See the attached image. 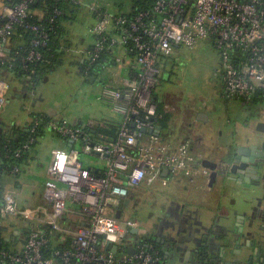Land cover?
<instances>
[{
	"label": "built area",
	"instance_id": "2783aa9c",
	"mask_svg": "<svg viewBox=\"0 0 264 264\" xmlns=\"http://www.w3.org/2000/svg\"><path fill=\"white\" fill-rule=\"evenodd\" d=\"M36 1L0 0V58L15 25L35 35L33 49L22 59L24 69L41 59L35 48L45 47L48 41L42 25L27 22L28 6ZM90 11L95 14L91 29L95 43L88 50L89 63L118 47L133 54L127 65L128 75L119 83L111 80L112 84L103 85L98 97L120 117V122L111 140L103 133L96 138L65 121L47 123L72 147L52 152L45 188L49 208L19 209L10 193L3 195L0 216H19L35 225L18 255L0 250V255L13 264H114V252L107 244L116 250L133 249L121 259L125 264L157 262L153 244L143 239L129 243V230L138 233L140 223L115 215L131 188L153 183L164 170L172 175H190L191 165L200 164L189 154L187 144L170 153L153 134L158 118L153 99L160 75L158 61L170 57L175 46L190 49L208 40L219 57L225 94L246 103L264 104V0H141L125 15ZM115 60L120 62L119 57ZM8 87L0 85V112ZM35 126L36 122L32 132ZM142 129L149 135L143 136ZM33 142L34 138H29L22 148L29 149ZM76 143H80L81 153L96 157L103 167H85L74 148ZM15 155L20 156V151ZM68 201L74 209H68ZM69 212L79 218L77 225L65 223L63 217ZM49 234H57L59 244L70 239V247L53 250L59 260L44 254L51 241Z\"/></svg>",
	"mask_w": 264,
	"mask_h": 264
},
{
	"label": "crops",
	"instance_id": "0c3cea01",
	"mask_svg": "<svg viewBox=\"0 0 264 264\" xmlns=\"http://www.w3.org/2000/svg\"><path fill=\"white\" fill-rule=\"evenodd\" d=\"M71 1L77 8V12L74 15H69L72 19L67 22L65 27L64 40L67 46L63 48L66 52L63 55L62 63L46 74L44 78H41L38 83L32 81L29 76L16 78L14 74L6 71L0 73V85L4 83L9 86L5 91V104L13 106L11 110L7 111L6 109L0 112V143L4 139L6 142L10 139L18 140V131H22V133L27 131L36 119L42 116L49 117L55 123L65 121L72 127L87 128L89 134L95 137L98 133H103L107 137L106 139H112L110 126L117 124L114 126L116 131L120 122L119 116L117 121H113L111 118L103 119L99 115L82 120L80 114H75L69 109L61 110L59 108L61 105L57 104L52 92L47 91L46 84L53 76H56L61 65L67 62V64L74 65L79 80L91 86L97 84L100 88L105 84H112L111 80H114L113 83L121 82V79L126 77L129 72L127 65L131 57L124 48L118 47L112 54H109L111 56L108 57L107 63L95 67L92 71L94 74L88 75L90 66L88 50L95 43V37L91 32L95 14L89 10L90 13H88L93 23L89 24L87 31L83 23L74 27L78 12L85 14L84 17L88 13H85L86 9L82 5V0ZM133 6L134 2L128 12L118 14L130 13ZM98 10L110 13L107 8ZM111 14L115 15V13ZM88 35H91L90 42ZM181 47L183 46H175L174 51ZM116 57L120 58V62L115 60ZM170 57L159 59L160 75ZM106 68H108V78H100L99 72ZM113 73L116 74L115 77ZM164 73H168L166 80L164 81L162 77L160 79L159 75L153 90V99L159 110L157 112V128L153 134L165 144L170 153H174L179 145L187 144L189 154L200 164L191 165L190 175L185 173L172 175L166 171L165 174L161 173L153 183H143L130 189L129 202L138 200L142 196L149 197L154 194V188L162 189L168 185L172 186L173 191L169 197L161 198L162 196H160V200L155 201V210L146 213L143 220L137 219L140 223L139 232L128 238L130 241L152 239L165 255L164 264H205L204 260H197L198 263L192 260L195 254L199 255L202 250L206 252V255L201 257L207 260L213 257L219 258L221 264L234 263L240 259L243 260V264H264V219L252 216L253 212L262 213L264 210V186L260 184L241 186L229 181V141L232 147L243 145L247 149L250 145L238 142L242 135L236 137L233 132L229 133V120L225 118L222 120L217 116L218 111H215L216 108H212L213 106L209 102L188 95L184 96L177 88L172 87L169 80L171 71H164ZM91 77H93L92 80H90ZM99 94L100 89L97 93L98 101ZM224 95L226 94L222 77L220 96L228 99ZM247 114L251 116L250 122H248L251 127L255 128L260 122L264 124V117L256 119V114L254 116L249 112ZM99 129L108 131V133L99 132L101 131ZM45 142L50 144V148L47 155H44V162L42 161L40 165V175L45 182L39 186L29 177H25V175L22 177V173L25 174V171L32 169V162L37 158L38 152ZM258 143L259 140L254 136L251 145L255 144L254 148L258 149L260 148ZM32 144L25 151L21 165L13 167L11 172L6 170L4 159L7 156H3L0 150V208L5 193H10L13 196L15 205L19 209L50 207V200L45 195V188L49 179L52 152L54 149L69 150L72 144L65 142L46 128ZM3 147L5 149V144ZM253 158L254 160L250 161L249 156H243V160L239 162L232 161L236 167L235 173H246L248 167L255 164L258 157L253 156ZM204 162L215 166H206ZM257 165L261 164L257 162ZM219 167L226 173H220ZM34 170L32 173L37 172V169ZM4 173L13 174L5 175ZM254 173H264V165L257 166ZM59 186L62 187L61 184ZM70 203V201L67 202L68 209H74L75 205ZM127 206L124 204L119 208V218L126 219L123 212ZM63 219L68 224L77 223L79 220L71 212L64 215ZM156 219L160 221L158 222ZM29 223L31 221L24 220L19 216H0V239L10 243L13 250L20 251L28 237Z\"/></svg>",
	"mask_w": 264,
	"mask_h": 264
},
{
	"label": "rangeland",
	"instance_id": "374dc122",
	"mask_svg": "<svg viewBox=\"0 0 264 264\" xmlns=\"http://www.w3.org/2000/svg\"><path fill=\"white\" fill-rule=\"evenodd\" d=\"M82 1V5L85 7L84 9H86L85 13H88L91 8H107L110 13H115V15L128 12L131 9L132 2H134L133 0ZM89 13L84 17L85 14H79L78 12V16L75 19L76 26L74 27H78L80 23H83L87 31L89 24H91V22L93 23ZM90 41L91 37L89 38V42ZM67 63L62 64L57 70L56 76H53L49 83L46 84L48 87L47 91L49 90L52 92L57 104L61 105L59 108L61 110L69 109L75 114L82 115V120H87L88 118L99 115L103 119L108 120L111 118L113 121H117L119 117L114 114L109 107L97 100V93L99 89L101 91V88L97 84L91 86L79 80L76 76L74 65ZM67 71H69V73H67ZM101 71L102 72H99L101 75L100 78H108V68L102 69ZM164 71H171L169 80L170 83H172V87L177 88L184 96L188 95L198 99H204L213 106L212 108H216L215 111H218L216 115L222 120H224V118L229 120V133L230 131L233 132L236 137L242 134L245 135L247 132L249 136L253 134L251 131H247L245 127V123L250 122L249 118L251 116L247 114L248 112H254L256 114V119L264 117V104L257 102L244 104L235 97L224 95L228 98L224 99L220 96L222 73L219 65V57L208 40L190 49L181 47L179 50L173 51L171 57L167 59ZM164 71L161 72L160 79L162 77L165 81L168 73H164ZM5 106L2 111L6 109L8 111L13 108L11 104L10 106ZM46 129L49 128L46 127ZM49 148L50 144L48 142L42 144L37 158L32 162V169L27 172L25 171V174L22 173V177L24 175L25 177H29L39 186L44 184L45 181L40 175V165L42 161L44 162V155H47ZM74 148L80 152V159L85 167L88 165H90L89 167H95V165L103 167L96 157L81 153L80 143H76ZM37 159L38 161H36ZM34 169H37L36 173H32L35 171ZM230 186L233 185L230 184ZM172 191V186L167 185L162 189L154 188V194L147 198L142 196L138 200H131L123 212L124 218L143 220L146 213L155 210V201H159L160 196H162L161 198L169 197ZM70 204L73 205L72 203ZM262 213H259V218L263 217L261 216Z\"/></svg>",
	"mask_w": 264,
	"mask_h": 264
},
{
	"label": "trees",
	"instance_id": "16d2710c",
	"mask_svg": "<svg viewBox=\"0 0 264 264\" xmlns=\"http://www.w3.org/2000/svg\"><path fill=\"white\" fill-rule=\"evenodd\" d=\"M7 1V0H6ZM10 2H16L17 0H8ZM141 0H134V5H139ZM74 3L71 0H37L28 6V13L30 17L27 19V22L30 24L42 25L44 30L48 33V41L45 47H37L35 50H38L42 57L41 59L35 61L34 63H29L27 69L23 68L22 59L26 56L32 49V40L35 37L34 33L29 31L23 26H14L12 30V35L9 37L6 48L3 50V55L0 58V73L9 72L10 74H14L16 78H21V76H29L32 81H38L41 78H44L46 74L52 71L55 67L59 66L62 63L63 55H65L66 50H63L64 46H67L66 41L64 40L65 36V27L68 21L72 19L71 14H75L77 12V8H75ZM55 11L59 13L56 14ZM72 15V16H73ZM53 18L51 22L50 19ZM130 57H133V54H128ZM111 56L108 53H102L99 58L89 66V72L93 71L95 67L102 65L103 63H107L108 57ZM240 100V99H239ZM244 104L246 101L243 99L240 100ZM251 103H256L255 101H250ZM157 107V112H158ZM50 121L49 117H38L36 119L35 130L32 132L30 126L29 129L22 133L19 132V139H10L9 141H1L0 150L3 156H7L4 161L6 162V170L7 172H11L13 167H19L22 162L23 155L25 151L22 146L28 141L29 138H34V143L37 138L44 132L46 128V124ZM34 124V123H33ZM117 124H113L110 126L112 129L111 136L114 135L115 127ZM132 127V126H131ZM87 132L89 130L85 128ZM101 130V129H99ZM108 133V131L101 130L99 132ZM116 132V131H115ZM143 136L149 135L148 133L142 132ZM65 142H68L63 137H60ZM5 144V149H3V145ZM33 145V144H32ZM31 146V145H30ZM30 148V147H29ZM20 151V156H16L15 154ZM5 175H11L13 173H4ZM2 195V194H1ZM123 201L119 207L124 205ZM65 223H67L65 221ZM72 225H77V223H69ZM34 223H29V227L34 228ZM29 228V231L31 230ZM29 234V233H28ZM134 233H129L131 237ZM49 239L51 240L49 246H47V251H44V254L52 257L55 260H59V257L53 255L52 252L54 249L61 247H70V239L67 238L66 242L59 244L58 235L57 234H49ZM145 241L154 245V248L157 250V262L155 264H164V256L158 245L155 244L152 239L146 238ZM138 242L137 239H133L129 243L133 244ZM0 250H5L13 255H18L20 251L13 250L11 248L10 243H7L0 239ZM107 251H109L107 249ZM115 262L114 264H125L121 261V259L129 255V248H119L114 252ZM0 264H13L9 261V259L2 257L0 255Z\"/></svg>",
	"mask_w": 264,
	"mask_h": 264
},
{
	"label": "flooded vegetation",
	"instance_id": "af4514ba",
	"mask_svg": "<svg viewBox=\"0 0 264 264\" xmlns=\"http://www.w3.org/2000/svg\"><path fill=\"white\" fill-rule=\"evenodd\" d=\"M93 74L94 73H92V71L91 72L88 71V75H93ZM249 113H252V116L255 115V113L252 111ZM246 125H248L247 131H251L253 134L250 136L248 135V132L245 135L242 134L240 139H238V142L240 141L241 143H246L247 145H250V147L247 149L243 145H236L235 147L234 146L232 147L231 142H230V146H229V181L240 184L241 186H251V185L253 186V185H257V184L264 186V173H260V174L254 173L257 166H262V164L264 165V131H263L264 126L256 125V127L253 128V127H251V124L246 123ZM251 132H250V134H251ZM254 136H256L257 140H259L258 146L260 148H258V149L253 148L255 146V144L251 145V143L254 141ZM243 156H249V158H252V159H253V156H257L258 158L255 160V162H256L255 164L253 163V165H251V167H248L246 173H235L236 167L234 166L235 164L232 161L239 162L240 160H243ZM257 162L260 163L261 165H257ZM219 172L222 174L226 173V171L221 170L220 167H219ZM248 172L252 176L258 175L259 178L255 179V178L248 176L249 180L245 181V178L247 177ZM233 174H235L237 176H235ZM129 196H130V194H129ZM129 196H128V198H129ZM256 200H259V199H256ZM253 213H254V215H252V216H255V217L259 216L258 211H257V213L256 212H253ZM261 216H263L262 219H264V210H263V213ZM156 220L158 221V219H156ZM156 227H158V226L156 225ZM205 255H206V252L204 250H202L199 252V255L195 254L196 257L194 256L192 258V260L194 262H197V260H204V261H206L205 264H221V262L219 261V258L213 257L210 260H207V259H204L203 257H201V256H205ZM163 256L165 258L164 254H163Z\"/></svg>",
	"mask_w": 264,
	"mask_h": 264
},
{
	"label": "water",
	"instance_id": "95a60500",
	"mask_svg": "<svg viewBox=\"0 0 264 264\" xmlns=\"http://www.w3.org/2000/svg\"><path fill=\"white\" fill-rule=\"evenodd\" d=\"M92 78L93 77H91V79L90 80H92ZM258 125H260V126H264V124H261V123H259ZM131 126L133 127V124H131ZM142 132H146V130L145 129H142L141 130ZM264 131V130H263ZM254 148V147H253ZM254 160V158L252 159V158H250V161H253ZM204 165H206V166H210V167H214L215 165H210L209 163H207V162H204ZM166 173V170H164L163 172H162V174H165ZM248 176L249 177H252V178H255V179H258L259 178V176L258 175H254V176H252L249 172H248V174H247V177L245 178V181H248L249 179H248ZM128 203H129V200L128 199H126L125 200V202H124V204L127 206L128 205ZM117 218H119L120 217V211H118L117 213H116V215H115ZM130 231V233H135L136 231H134V230H129ZM107 247L108 248H110V250L111 251H113V252H115L116 251V247L115 246H112V245H110V244H107ZM132 252H133V249H129V254H132ZM230 264H243V260H236V261H234V263H230Z\"/></svg>",
	"mask_w": 264,
	"mask_h": 264
}]
</instances>
